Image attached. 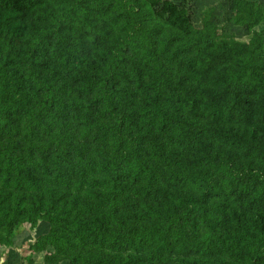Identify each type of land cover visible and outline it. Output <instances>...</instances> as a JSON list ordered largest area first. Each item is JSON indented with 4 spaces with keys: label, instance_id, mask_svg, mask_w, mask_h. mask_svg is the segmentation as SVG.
<instances>
[{
    "label": "trees",
    "instance_id": "obj_1",
    "mask_svg": "<svg viewBox=\"0 0 264 264\" xmlns=\"http://www.w3.org/2000/svg\"><path fill=\"white\" fill-rule=\"evenodd\" d=\"M263 22L0 0L2 252L43 223L46 264H264Z\"/></svg>",
    "mask_w": 264,
    "mask_h": 264
},
{
    "label": "rangeland",
    "instance_id": "obj_2",
    "mask_svg": "<svg viewBox=\"0 0 264 264\" xmlns=\"http://www.w3.org/2000/svg\"><path fill=\"white\" fill-rule=\"evenodd\" d=\"M178 4L187 6L195 21L206 11L213 8L217 16L224 15L225 9L229 7L230 0H173ZM263 1L264 0H260ZM264 26V22L260 27ZM236 34L240 38L246 37V32L239 27H235ZM47 225L40 223L33 230H28L22 226L18 235L14 239V246L2 252L0 248V264H46L39 253H30L29 245L34 241L35 235L45 232ZM63 264V263H62Z\"/></svg>",
    "mask_w": 264,
    "mask_h": 264
}]
</instances>
